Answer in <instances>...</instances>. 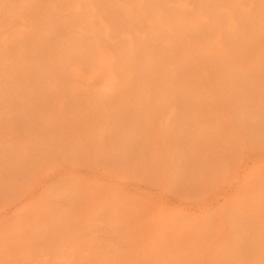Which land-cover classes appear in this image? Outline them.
I'll return each mask as SVG.
<instances>
[{
	"label": "rangeland",
	"instance_id": "1",
	"mask_svg": "<svg viewBox=\"0 0 264 264\" xmlns=\"http://www.w3.org/2000/svg\"><path fill=\"white\" fill-rule=\"evenodd\" d=\"M0 264H264V0H0Z\"/></svg>",
	"mask_w": 264,
	"mask_h": 264
},
{
	"label": "bare ground",
	"instance_id": "2",
	"mask_svg": "<svg viewBox=\"0 0 264 264\" xmlns=\"http://www.w3.org/2000/svg\"><path fill=\"white\" fill-rule=\"evenodd\" d=\"M1 29H2V27H1ZM99 55H100V57H98L99 58V65H97L98 67H96L95 69H93L94 68L93 67L92 68L93 70L91 71V73L88 76L85 75V78L87 76V80H90L89 82H91L90 84L94 85V83L91 80H93L94 82H97V84L99 83V86L96 84H95V86H98L99 88L104 89L106 91V89H108V88L110 89V84H111L112 80L115 79L113 76L114 74H112V60H111L110 56L107 54V52L106 53L103 52L102 54H99ZM84 81H86V80H84ZM89 82L87 81V84H89ZM82 83H83V81H82ZM87 84H85V85H87ZM112 84H114V82H112ZM112 89H113V87H112Z\"/></svg>",
	"mask_w": 264,
	"mask_h": 264
}]
</instances>
